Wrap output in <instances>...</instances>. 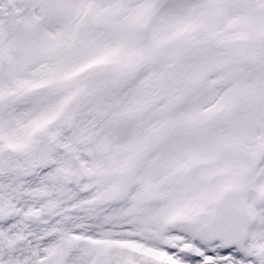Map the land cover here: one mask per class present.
Masks as SVG:
<instances>
[{
    "label": "snow or ice",
    "instance_id": "snow-or-ice-1",
    "mask_svg": "<svg viewBox=\"0 0 264 264\" xmlns=\"http://www.w3.org/2000/svg\"><path fill=\"white\" fill-rule=\"evenodd\" d=\"M0 264H264V0H0Z\"/></svg>",
    "mask_w": 264,
    "mask_h": 264
}]
</instances>
